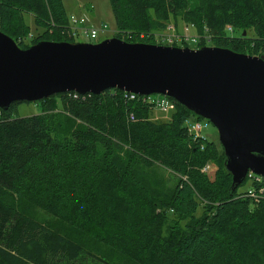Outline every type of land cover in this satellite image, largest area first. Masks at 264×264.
<instances>
[{"label":"trees","instance_id":"trees-1","mask_svg":"<svg viewBox=\"0 0 264 264\" xmlns=\"http://www.w3.org/2000/svg\"><path fill=\"white\" fill-rule=\"evenodd\" d=\"M107 2L126 43L164 46L182 22L195 48L264 55V0ZM25 15L37 32L22 44ZM67 15L62 0H0V32L19 49L73 44ZM123 93L51 95L24 118L18 102L0 109V264H264V198L239 195L246 179L233 189L218 139L193 140L183 122L200 119L173 99L154 121Z\"/></svg>","mask_w":264,"mask_h":264},{"label":"water","instance_id":"water-1","mask_svg":"<svg viewBox=\"0 0 264 264\" xmlns=\"http://www.w3.org/2000/svg\"><path fill=\"white\" fill-rule=\"evenodd\" d=\"M107 89L173 99L216 128L233 189L247 173L264 179V55L117 37L89 44L38 41L19 49L0 32V109Z\"/></svg>","mask_w":264,"mask_h":264},{"label":"rangeland","instance_id":"rangeland-1","mask_svg":"<svg viewBox=\"0 0 264 264\" xmlns=\"http://www.w3.org/2000/svg\"><path fill=\"white\" fill-rule=\"evenodd\" d=\"M107 1L108 0H62V5H63L64 10H66V13L68 14L67 15L68 18L72 16L75 17L76 19L81 21V25L83 27L98 28L99 26H102V24H105L107 26L105 31L101 35H99L97 38H94V39L84 36L81 33L78 34V36L74 38V43L76 42H82L86 44L99 43L106 38H109V39L113 38L114 36L113 34L115 32V21H113L112 12L108 6ZM24 20L30 26L29 27L30 30H29L27 37L21 40L22 44L26 43L27 41L30 42L31 36H33L34 33L37 32L36 31L37 27L35 24H32V19L30 18L29 15H25ZM168 27L170 28L169 29L166 28L165 32L173 29L176 34L178 33L182 35L184 33L186 36H189V39L193 38L196 35V33L194 34V32L191 30L190 27H185L182 22L181 23L178 22L176 26H174V24L171 23V25H169ZM165 32L163 35L166 34ZM188 45L189 46L187 47H189V49H192V50L196 49L194 45H191L189 43ZM209 46H212V45L209 44ZM209 46H206V47H209ZM16 105H17L16 110L13 111L12 117L24 118L25 116H29V115L34 116V115L39 114L40 109H41V106L38 102H32V103L22 102L20 104L17 103ZM171 114H172V111H169L168 113L169 118L171 117ZM160 115H161L160 113L153 112L152 120L154 121L163 120V117H161ZM199 119H202V118H199ZM215 130L216 128L213 125L208 124L207 129L202 130L201 134L204 135L207 138V140L210 141V140H213V138H217ZM159 173L162 176V178L166 181L167 187L170 188L172 187V185H174L176 179L173 176H171L167 172V170L166 171L161 170ZM246 186L247 187L250 186V182L248 180L244 182L243 184H241V186L238 188L239 189L238 193L243 192ZM245 197L247 198V196ZM247 199L251 202L256 201L250 198H247Z\"/></svg>","mask_w":264,"mask_h":264},{"label":"built area","instance_id":"built-area-1","mask_svg":"<svg viewBox=\"0 0 264 264\" xmlns=\"http://www.w3.org/2000/svg\"><path fill=\"white\" fill-rule=\"evenodd\" d=\"M69 29L71 36H78V34H82L84 36L90 37L92 39L97 38L99 35H101L105 29L106 25L102 24V26H99L98 28L93 27H83L81 25V21L76 19L75 17H69L68 18ZM169 26V25H168ZM170 27H167L169 29ZM227 30L231 31L228 27H226ZM168 35H161L162 36V43L164 46H171L173 43L177 45H181L182 42H187L189 44H196L197 36L189 39V36H186L184 33L182 35L176 34L173 29L168 30L165 32ZM143 36V35H142ZM142 36H140L142 38ZM124 97H127L128 100L137 99L140 100L143 104H148L151 108L152 112L160 113L163 115V119L168 120L170 119L168 117L169 111H172L174 103L167 98H164V96L161 95H144V96H137L136 94H124ZM157 119V118H156ZM155 119V120H156ZM184 127L187 130V133L191 135L193 140H199L204 139L201 134V131L207 127V122L204 119H200L199 121H195L192 118H187L183 122ZM210 165H205L201 172H207L210 170ZM245 179H247L250 182V186L248 188H245V190L239 195L247 196V198H250L252 200H258L259 198H264V179L261 178L258 175H252L251 173H247L245 175ZM254 186H251L254 184ZM247 187V186H246Z\"/></svg>","mask_w":264,"mask_h":264}]
</instances>
